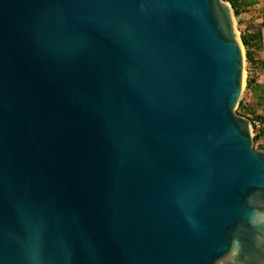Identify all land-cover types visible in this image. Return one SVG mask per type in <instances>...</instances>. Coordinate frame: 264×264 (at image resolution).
<instances>
[{"label": "water", "instance_id": "1", "mask_svg": "<svg viewBox=\"0 0 264 264\" xmlns=\"http://www.w3.org/2000/svg\"><path fill=\"white\" fill-rule=\"evenodd\" d=\"M224 0H0V264H264V150Z\"/></svg>", "mask_w": 264, "mask_h": 264}, {"label": "trees", "instance_id": "2", "mask_svg": "<svg viewBox=\"0 0 264 264\" xmlns=\"http://www.w3.org/2000/svg\"><path fill=\"white\" fill-rule=\"evenodd\" d=\"M228 2L233 10L235 19L237 20L240 39L245 52L246 59V85L245 93H248L256 103L253 107L241 100L236 113L250 120L253 129L254 122H259L261 128L254 129V149L264 150V114H258L257 108L264 112V86L257 83L254 73H264V59L259 58L264 50V10L256 15V20L252 18L249 22H245L243 17L248 14L249 9L258 5V0H224ZM260 19V22H257ZM243 27V28H242Z\"/></svg>", "mask_w": 264, "mask_h": 264}, {"label": "rangeland", "instance_id": "3", "mask_svg": "<svg viewBox=\"0 0 264 264\" xmlns=\"http://www.w3.org/2000/svg\"><path fill=\"white\" fill-rule=\"evenodd\" d=\"M261 10H264V0H258V5L254 8H251L246 14L243 19H245V22H249L252 18H254V21L256 20V15L261 12ZM236 20V19H235ZM257 22H260V19H257ZM236 25H237V20H236ZM243 28V27H242ZM237 31L240 34L237 26ZM260 59H264V50L261 54H259ZM254 76L257 78V83L260 84L261 86H264V73L263 72H257L254 73ZM246 78H247V72L245 69V85H246ZM245 85H244V91L241 100L244 98L245 102L248 103L249 105L256 107V103L252 97L248 93H245ZM258 114H264V112L260 109L257 108ZM253 132V130H252ZM254 136V132H253ZM255 147V146H254Z\"/></svg>", "mask_w": 264, "mask_h": 264}, {"label": "built area", "instance_id": "4", "mask_svg": "<svg viewBox=\"0 0 264 264\" xmlns=\"http://www.w3.org/2000/svg\"><path fill=\"white\" fill-rule=\"evenodd\" d=\"M253 125H254V129L255 130H259L261 128V124L259 122H254ZM254 129H253V126H252L253 132H254Z\"/></svg>", "mask_w": 264, "mask_h": 264}, {"label": "crops", "instance_id": "5", "mask_svg": "<svg viewBox=\"0 0 264 264\" xmlns=\"http://www.w3.org/2000/svg\"><path fill=\"white\" fill-rule=\"evenodd\" d=\"M256 7V6H255ZM252 8H254V7H252ZM250 10V9H249Z\"/></svg>", "mask_w": 264, "mask_h": 264}]
</instances>
